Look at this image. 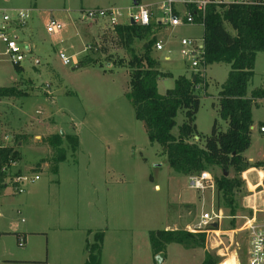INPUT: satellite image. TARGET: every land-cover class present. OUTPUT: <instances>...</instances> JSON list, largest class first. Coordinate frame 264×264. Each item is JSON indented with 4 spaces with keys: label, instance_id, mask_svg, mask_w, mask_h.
<instances>
[{
    "label": "rangeland",
    "instance_id": "1",
    "mask_svg": "<svg viewBox=\"0 0 264 264\" xmlns=\"http://www.w3.org/2000/svg\"><path fill=\"white\" fill-rule=\"evenodd\" d=\"M164 1L140 0L152 13V37L164 48L152 49V56L160 71L172 75L159 82L161 95L174 88L179 76L195 75L181 54V41L204 36L201 26H166L160 10ZM140 5L135 0H0V11H33L25 27L13 30L25 56L21 71L0 42V88L16 87L28 94L0 100L1 136L8 140L1 139L21 154V161L12 167H22L8 170L11 180L0 193V264H84L87 244L98 232L105 235L102 264H160L161 255H154L149 233L192 230L202 210L224 216L219 233L209 232L202 249L167 245L162 264H202L206 252L219 264L231 257L236 264H248L247 234L237 231L253 213L251 208L264 209V172L252 168L241 175L246 187L237 195L235 215L217 190L205 195L190 190L188 176L170 168L163 148L150 142L127 97V64L132 53L141 55L152 37L129 43L107 19H84L88 11L116 9L121 13L118 23L128 25ZM51 17L65 24L60 35L47 32ZM226 28L235 35L230 25ZM68 47V56H77L75 64L65 66L59 51ZM80 61L83 65L76 69ZM230 70L227 63L207 66L208 88L197 87L201 107L196 125L202 145L215 122L221 131L228 130L219 112V92ZM257 89L264 90V52L257 54L248 92ZM185 120L180 111L173 135L178 136ZM263 124L264 98L253 107L251 146L244 153L251 163L264 162ZM57 134L79 139L76 152L64 140L63 162L50 143ZM38 135L41 142L35 138ZM46 163L49 167L43 166ZM206 171L215 185L216 177L223 175L217 167ZM226 174L231 179L235 175L233 170ZM20 175L29 178L21 186L13 182ZM36 175L40 179L32 182ZM24 234L26 243L20 244L18 237Z\"/></svg>",
    "mask_w": 264,
    "mask_h": 264
},
{
    "label": "trees",
    "instance_id": "2",
    "mask_svg": "<svg viewBox=\"0 0 264 264\" xmlns=\"http://www.w3.org/2000/svg\"><path fill=\"white\" fill-rule=\"evenodd\" d=\"M137 3L140 5V0H137ZM261 3L211 6L207 10L203 36L205 63L207 66L227 63L231 70L219 92V112L221 118L228 123V130L221 131L215 122L204 145L201 144L202 138L196 125L201 107L197 92L199 77L179 76L175 79L174 88L161 95L158 89L159 81L171 78L172 75L160 71L158 61L152 56L157 39L152 37L151 22L148 26L119 24L114 29L120 36L126 35L129 43L152 37L144 44L141 55L132 53L127 64L130 69V90L127 97L134 107L136 119L144 123L150 142L163 148L170 168L177 174L189 177L213 167L221 168L223 175L216 177V189L222 194L226 207L233 215L237 195L246 187L241 175L252 168L264 172V162L251 163L244 157V153L251 146L253 107L257 100L264 98V90L257 89L251 94L248 92L255 76L257 54L264 52V0H261ZM189 10L196 16L197 22H200L201 15L192 7ZM226 25L231 26L235 35L227 30ZM89 63L96 65L94 60ZM78 65L82 67L83 62L80 61ZM119 66L124 65L119 62ZM15 67L18 71L22 70L20 64H15ZM205 87L208 88L207 83ZM27 95L16 87L0 88V100ZM180 111L184 112L186 120L179 128L178 136H175L173 130ZM1 133L0 128V137ZM64 140L71 143L74 152L79 147L77 136L53 135L50 143L59 154V162L65 160L62 149ZM20 160V154L13 147L0 142V191L8 187V170ZM230 170L235 173L232 179L225 176ZM149 235L154 255H161V258L167 245L180 244L190 250L202 249L206 243V234H193L187 230L165 229L151 231ZM104 238V233L98 232L94 235L93 242L87 244L88 258L85 264H102ZM18 241L25 244L26 236L19 235ZM202 264L219 262L213 254L206 252Z\"/></svg>",
    "mask_w": 264,
    "mask_h": 264
},
{
    "label": "built area",
    "instance_id": "3",
    "mask_svg": "<svg viewBox=\"0 0 264 264\" xmlns=\"http://www.w3.org/2000/svg\"><path fill=\"white\" fill-rule=\"evenodd\" d=\"M262 4L261 0H166L160 5V10L165 15L164 24L170 27L182 26H201L204 28V19L207 10L211 6H244ZM183 6L186 11L180 14L176 10V6ZM194 8L200 15L201 21L197 22L196 16L189 10ZM32 10H14L12 13L8 11H0V42L5 47V53L14 64H20L25 60L24 53L19 44L18 37L13 35L14 29H22L27 25L31 18ZM121 16L120 11L116 9H96L85 12V20L107 19L112 25H118V20ZM130 19L137 25L148 26L151 22V12L145 6H139V10L135 14L130 15ZM65 29V24L51 17L47 23L46 30L51 35H60ZM30 47H26L28 52ZM157 51H163L161 42L155 45ZM181 54L183 58L190 63L192 71L199 77L200 83L197 87L205 86L207 78V65L205 63V46L204 39L196 40L193 38H185L181 41ZM59 58L63 65L70 66L75 64L74 56H68L65 52H59ZM169 60V58H168ZM260 132L264 133V124L260 127ZM8 140V137H4ZM39 175H36L32 182L39 180ZM29 181L27 176L14 177L13 182L20 186ZM189 189L205 195L206 193H215L216 185L209 172L203 171L188 177ZM19 193H23L22 188L18 189ZM253 213L245 218L242 227L237 231L247 234L249 246L247 250L248 264H264V209L258 210L251 208ZM224 216L215 211H204L200 216L199 221L192 230L193 234H218L222 227ZM217 225V227H214ZM210 232V233H209Z\"/></svg>",
    "mask_w": 264,
    "mask_h": 264
},
{
    "label": "crops",
    "instance_id": "4",
    "mask_svg": "<svg viewBox=\"0 0 264 264\" xmlns=\"http://www.w3.org/2000/svg\"><path fill=\"white\" fill-rule=\"evenodd\" d=\"M141 6V5H140ZM176 10H177V12H179L180 14H183L185 11H186V8L185 7H183V6H180V5H178V6H176ZM151 19H152V13H151ZM197 26V25H196ZM69 47H70V45H69ZM63 48V49H61L60 51H63V52H65L67 55H68V53H70L71 52V50H70V48ZM67 50V51H66ZM59 51V52H60ZM81 54V53H80ZM80 54H78V56L80 55ZM77 55H75L74 57H76ZM168 58L169 57H167L166 58V60H168ZM161 81V80H160ZM159 81V82H160ZM158 86H159V83H158ZM264 134V133H263ZM1 135H2V133H1ZM4 138L5 136H1L0 137V142H2V139L1 138ZM36 138V140L38 141V142H41L42 141V137L41 136H36L35 137ZM196 140H197V138H196ZM13 146V145H12ZM14 147V146H13ZM20 154V153H19ZM20 157H21V154H20ZM21 161V160H20ZM19 162V161H18ZM12 166H14V164L12 165ZM11 166V167H12ZM44 167H49V165L46 163V164H44L43 165ZM19 168H22V167H12V171L14 170V172L15 171H17V170H19ZM11 169V168H10ZM9 169V170H10ZM14 176H16V175H14ZM21 176V175H20ZM8 180H11V177H10V175H9V179ZM8 180H7V183H8ZM160 186H156L155 187V189H157V188H159ZM2 191V190H1ZM1 191H0V193H1ZM25 235V234H24ZM26 236V235H25ZM27 238V237H26ZM102 258H103V252H102ZM204 258H205V255H204ZM31 262H37L38 260L37 259H33V260H30ZM160 264H162V263H164V261H165V256H163L161 259H160ZM204 261V260H203ZM85 264V263H84Z\"/></svg>",
    "mask_w": 264,
    "mask_h": 264
},
{
    "label": "bare ground",
    "instance_id": "5",
    "mask_svg": "<svg viewBox=\"0 0 264 264\" xmlns=\"http://www.w3.org/2000/svg\"><path fill=\"white\" fill-rule=\"evenodd\" d=\"M235 255V254H234ZM222 264H236L235 257H231V260L224 261Z\"/></svg>",
    "mask_w": 264,
    "mask_h": 264
},
{
    "label": "water",
    "instance_id": "6",
    "mask_svg": "<svg viewBox=\"0 0 264 264\" xmlns=\"http://www.w3.org/2000/svg\"><path fill=\"white\" fill-rule=\"evenodd\" d=\"M135 5L138 6L137 0H135ZM131 24H132V25H135V22H134L133 20H131ZM78 68H80L79 65L76 66V69H78ZM198 139H199V138L197 137V140H198ZM226 176H227V174H226ZM214 227H217V225H215Z\"/></svg>",
    "mask_w": 264,
    "mask_h": 264
}]
</instances>
